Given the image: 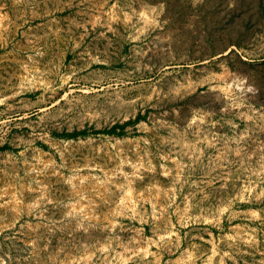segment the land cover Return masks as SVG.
I'll return each mask as SVG.
<instances>
[{
  "label": "rangeland",
  "instance_id": "obj_1",
  "mask_svg": "<svg viewBox=\"0 0 264 264\" xmlns=\"http://www.w3.org/2000/svg\"><path fill=\"white\" fill-rule=\"evenodd\" d=\"M0 264H264V0H0Z\"/></svg>",
  "mask_w": 264,
  "mask_h": 264
}]
</instances>
